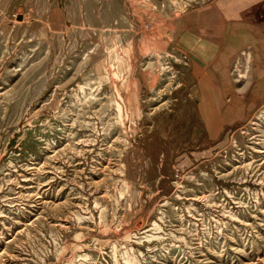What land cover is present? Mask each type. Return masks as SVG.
I'll use <instances>...</instances> for the list:
<instances>
[{"label":"rangeland","instance_id":"374dc122","mask_svg":"<svg viewBox=\"0 0 264 264\" xmlns=\"http://www.w3.org/2000/svg\"><path fill=\"white\" fill-rule=\"evenodd\" d=\"M0 264H264V0H0Z\"/></svg>","mask_w":264,"mask_h":264},{"label":"crops","instance_id":"0c3cea01","mask_svg":"<svg viewBox=\"0 0 264 264\" xmlns=\"http://www.w3.org/2000/svg\"><path fill=\"white\" fill-rule=\"evenodd\" d=\"M224 13V11H222ZM226 12H229V11H226Z\"/></svg>","mask_w":264,"mask_h":264}]
</instances>
